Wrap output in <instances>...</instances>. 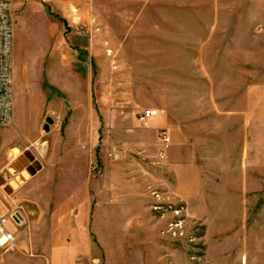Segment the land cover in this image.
<instances>
[{
	"label": "rangeland",
	"instance_id": "1",
	"mask_svg": "<svg viewBox=\"0 0 264 264\" xmlns=\"http://www.w3.org/2000/svg\"><path fill=\"white\" fill-rule=\"evenodd\" d=\"M8 1L0 264H264V0Z\"/></svg>",
	"mask_w": 264,
	"mask_h": 264
},
{
	"label": "built area",
	"instance_id": "2",
	"mask_svg": "<svg viewBox=\"0 0 264 264\" xmlns=\"http://www.w3.org/2000/svg\"><path fill=\"white\" fill-rule=\"evenodd\" d=\"M10 3L0 0V125L9 124L13 115V67H12V30L9 20ZM154 115L151 109L141 114V120L146 121ZM164 143L169 136L162 133ZM23 217L19 213L0 215V249L15 248V230L22 224Z\"/></svg>",
	"mask_w": 264,
	"mask_h": 264
},
{
	"label": "crops",
	"instance_id": "3",
	"mask_svg": "<svg viewBox=\"0 0 264 264\" xmlns=\"http://www.w3.org/2000/svg\"><path fill=\"white\" fill-rule=\"evenodd\" d=\"M3 207H5V204H3V199H2V197H0V212H1L0 214L1 215H2V213H5Z\"/></svg>",
	"mask_w": 264,
	"mask_h": 264
},
{
	"label": "water",
	"instance_id": "4",
	"mask_svg": "<svg viewBox=\"0 0 264 264\" xmlns=\"http://www.w3.org/2000/svg\"><path fill=\"white\" fill-rule=\"evenodd\" d=\"M50 121V120H49ZM45 130H49V127L48 125H45Z\"/></svg>",
	"mask_w": 264,
	"mask_h": 264
}]
</instances>
